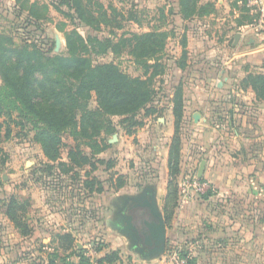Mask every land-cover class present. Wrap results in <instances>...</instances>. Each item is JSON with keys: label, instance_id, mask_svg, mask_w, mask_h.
<instances>
[{"label": "rangeland", "instance_id": "1", "mask_svg": "<svg viewBox=\"0 0 264 264\" xmlns=\"http://www.w3.org/2000/svg\"><path fill=\"white\" fill-rule=\"evenodd\" d=\"M185 1L0 0V264H264V98L248 83L264 74V0ZM71 30L99 39L93 63L145 80L150 101L108 121L93 114L76 138L66 129L49 160L12 80L16 55L62 54ZM145 32L154 36L140 54L129 40ZM192 97L202 104L185 116ZM210 144L225 154L222 186L202 173L209 187L191 197L201 216L184 215L181 181ZM168 194L164 245L139 256L128 209L149 199L163 221L156 205ZM197 227L211 238L182 243Z\"/></svg>", "mask_w": 264, "mask_h": 264}, {"label": "trees", "instance_id": "2", "mask_svg": "<svg viewBox=\"0 0 264 264\" xmlns=\"http://www.w3.org/2000/svg\"><path fill=\"white\" fill-rule=\"evenodd\" d=\"M194 1L186 0V6ZM63 33L64 53L45 56L38 50L23 48L22 55H16L18 70L15 76L7 74V78L13 76L12 80L20 90L18 97L28 111L25 116L36 127L33 138L41 144L49 160L57 159L59 135L66 129L76 138L78 133L86 130V121L91 115L104 113V120L108 121L107 117L112 115L135 114L150 101L145 80L123 74L112 62L95 64L91 61L89 54L97 52L96 44L100 42L97 37L87 35L82 38L74 30ZM153 36L147 32L131 34L129 42L133 44L130 46L142 54L148 50ZM105 42L112 43L111 40ZM248 83L259 97L264 98V74L250 76ZM93 97L96 106L89 109ZM36 121L42 126L37 127ZM58 164L64 163L58 161ZM168 196L162 204L167 226L172 216L169 207L176 204L171 203Z\"/></svg>", "mask_w": 264, "mask_h": 264}, {"label": "crops", "instance_id": "3", "mask_svg": "<svg viewBox=\"0 0 264 264\" xmlns=\"http://www.w3.org/2000/svg\"><path fill=\"white\" fill-rule=\"evenodd\" d=\"M241 40H242V35L240 34V38H239V42L238 43H241ZM250 94L251 93L248 92V95H250ZM248 95L247 96H244V99L243 100L246 101L248 99V102L249 103H252L253 101L255 102V100L252 99V96L249 97ZM201 104H202V100H200L199 97H197V98L192 97L190 99L186 98L185 101H184V108H185L184 114H185V116L186 115L189 116V117L195 116V113L194 112L199 108V106ZM198 119H199V122H201V121L204 120L203 115L201 113H199ZM202 150L204 152H206V154H207V156L205 157L206 159H205V166H204V169H203V177L207 178L206 176H208L209 177V180H211L210 182L212 183V185H213L214 188L215 187H221L222 185H221L220 181H217L216 175H217V173H219V170L221 169V166H222V160L225 158L224 152L221 151V152H216L215 153L214 152V147H212V144H210L208 147L202 146ZM221 156H223V158ZM193 157H194V154H192V158ZM248 182H249V184L252 187H254V193L256 195L261 194V192H258L257 186H255V183L257 181H254L253 179H249ZM231 184H232L231 187L234 186L233 183H231ZM222 190H223V188H222ZM156 206L163 213L162 207L159 206L158 203H157ZM199 207H200L199 205H195L194 206V203L192 202V198H184L183 197V198H181L179 211L182 212V213H184V215L185 214H190V212L193 211L195 213L194 214L195 215V218H197L198 216L199 217L201 216V209ZM154 209H156V207H154ZM180 215L182 216V214H180ZM123 221L124 220H121L118 223V225H121L122 226ZM163 223H164L165 227L167 228L168 226L165 223L164 217H163ZM121 230H122V228H121ZM209 231H210L209 229L208 230H205V229H202V227H197V229L196 228H193L192 233H189V231H185V232L182 231V232H180L179 237L183 238V240H182L183 242L182 243H185L186 244V242L188 241V238L189 237H191L190 240H192V241H194L196 243L197 242L196 237H199V236H202L203 238H206L207 240H209L211 238V234L208 233ZM211 232H212V230H211ZM179 240H181V239L179 238ZM138 249H139V253H138L139 256H143L144 252L150 251V250H147V249L143 248L140 245V243H139Z\"/></svg>", "mask_w": 264, "mask_h": 264}, {"label": "water", "instance_id": "4", "mask_svg": "<svg viewBox=\"0 0 264 264\" xmlns=\"http://www.w3.org/2000/svg\"><path fill=\"white\" fill-rule=\"evenodd\" d=\"M239 34L235 36V39ZM205 160H201L197 172L198 177L203 173ZM154 206L149 199L132 204L128 209L129 219L126 227L134 231L139 239L140 245L150 251L162 249L166 240V227L154 211Z\"/></svg>", "mask_w": 264, "mask_h": 264}, {"label": "built area", "instance_id": "5", "mask_svg": "<svg viewBox=\"0 0 264 264\" xmlns=\"http://www.w3.org/2000/svg\"><path fill=\"white\" fill-rule=\"evenodd\" d=\"M208 187V183L203 181L196 174H187L180 184L181 192L184 198L202 195Z\"/></svg>", "mask_w": 264, "mask_h": 264}]
</instances>
